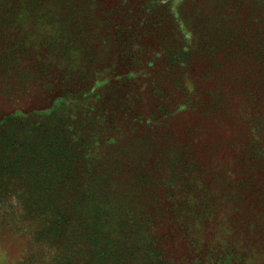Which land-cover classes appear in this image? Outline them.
<instances>
[{
  "label": "trees",
  "instance_id": "trees-1",
  "mask_svg": "<svg viewBox=\"0 0 264 264\" xmlns=\"http://www.w3.org/2000/svg\"><path fill=\"white\" fill-rule=\"evenodd\" d=\"M161 2L167 5L169 0H147L138 6L141 12L130 8L113 18L111 13L124 4L0 1L6 31L24 23L41 24L38 38L44 47L68 55L67 60L74 57L73 66H83L78 76L86 74L84 51L99 46L89 30L100 18V48L114 36L121 59L127 57L132 67L121 91L98 70L80 84L81 89L90 86L82 96L60 93L53 106L39 112L45 119L64 101L70 108L81 103L76 121L102 120L112 128L111 139L96 147L105 152L111 147L107 143L119 146L117 137L127 135L131 140L125 148L110 156H97L101 151L95 157L84 154L85 160L78 157L68 166L57 151L81 140L63 138L55 146L59 136L50 144L57 153L51 167L38 166L27 155L30 151L9 162L12 168L21 166L25 157L30 160L23 173L30 182L21 175L30 184L21 191L24 199L9 200L8 205L11 212L21 213L8 222L27 228L28 246L44 245L38 258L42 264H264V69L257 70L264 64V53L263 58L257 53L263 45L253 42L247 22L217 30L204 16L199 19L207 41L191 47L184 37L178 43L167 28L177 15L155 9ZM148 34L157 42L148 41ZM22 48H17L19 53ZM249 53L255 55L251 62ZM107 96L120 100L119 119L103 113L108 107L99 102ZM126 115L130 122L121 128ZM44 177L64 183L58 203H49L53 193L43 192L42 187L48 188L42 184ZM0 198H7L1 189ZM84 239L92 248L83 252L74 244Z\"/></svg>",
  "mask_w": 264,
  "mask_h": 264
},
{
  "label": "rangeland",
  "instance_id": "rangeland-1",
  "mask_svg": "<svg viewBox=\"0 0 264 264\" xmlns=\"http://www.w3.org/2000/svg\"><path fill=\"white\" fill-rule=\"evenodd\" d=\"M1 1V0H0ZM95 1V0H93ZM97 1V0H96ZM109 5H115L117 3L123 5L118 7L117 11L111 13V16L117 18L118 11L127 12L128 9H134L137 12L140 9L138 6L144 5L147 0H106ZM165 1V0H163ZM2 8V7H1ZM0 8V189L4 191V198H0V264H42L38 261V258L42 255L43 244L38 247L28 246L29 231L24 226L22 228H16L10 225L11 219L20 215V211L14 213L11 212V207L8 205L11 203L9 200H15L18 203L24 199L21 191L24 187H28L30 184L25 182L24 177H27L26 181L30 182L31 177L27 176V165L30 160L27 161L26 157L23 159L21 166L10 168L9 162L16 160L14 155H26L25 151H30L27 154L32 160H36V163L43 166L51 167L49 165L51 158L56 151L50 146L51 141L57 139L59 136L62 139L57 141L61 146L66 140L80 138L81 142H87L89 147H86L84 143L79 142L72 146H61V151H57L60 155H63L62 161L67 160L68 166L72 165L74 161H77L78 157L85 160L86 156L94 157L96 153L101 151L99 147V141L106 142L110 140L113 132L111 127L103 125L102 120H96L89 122L87 118H81L76 121L74 117L76 109H81L79 104L70 108V105L64 101L57 113L49 118L41 119L40 111L48 109L49 106H53V101L60 94L66 97L68 95H75L78 93L82 96L85 91L90 89L80 88V84H84L86 79L95 77V73L99 72L104 77L110 76L114 80L116 85V92L123 90L127 87L128 79L126 76L127 70L131 69V65L126 57L122 60L121 48L119 43L112 41L111 36L108 40L104 41L100 48L101 41L103 42V23L102 18L93 22L89 32L95 33L93 40L99 42L98 48H92L91 50L84 51L82 59L85 61L84 68L86 74L77 75L79 69L83 66L80 63H73L76 61L67 60V56L57 49L44 47L39 34L43 33L42 25H30L20 24L9 27L6 31L5 15L2 14ZM160 11L161 9H168L170 12L175 11V20L170 21L167 28L173 29V40L181 43L184 37L188 38L187 45L191 47L201 45L205 39L203 31L205 26L200 22V16H204L207 20H211L213 27L217 30L222 27L230 25L231 27L236 25V22L244 25L248 24V34L253 38V42L259 41L263 48L257 53L263 58L264 53V3L262 0H169L167 5L163 2L159 7H154ZM210 11L209 13L206 11ZM99 10L96 9V12ZM207 13V14H205ZM101 17H106L103 13L98 12ZM114 14V16H113ZM239 15V19L237 18ZM119 16V14H118ZM226 18L230 23L225 25L223 19ZM222 21V23H221ZM115 22V19L113 20ZM158 22V21H157ZM239 25V23H238ZM113 27L110 28L111 33ZM150 33V32H149ZM201 33V34H199ZM199 34V35H198ZM156 35V34H155ZM146 36V35H144ZM145 38V37H144ZM20 39V44H15V41ZM43 39V38H42ZM76 38H73V42ZM147 40L151 42H157L156 37L148 34ZM209 40V39H208ZM108 41V42H107ZM194 43V44H192ZM6 49V47H8ZM22 48V53L18 52V47ZM106 47V48H104ZM49 48V49H48ZM6 50L7 55L4 53ZM216 53L218 49H215ZM23 52H25L23 54ZM17 54L18 56H15ZM248 60L251 62L255 55L249 53ZM14 59V61H13ZM264 62V58H263ZM43 63V64H42ZM102 63H109V65H103ZM251 65V64H249ZM42 66H45L42 68ZM70 67V68H68ZM98 67V68H96ZM264 64L257 68L264 69ZM67 68V69H65ZM254 67H249L251 71ZM101 69L107 70L108 74H104ZM151 76H149L150 78ZM80 82V83H79ZM77 85V87H75ZM118 90V91H117ZM140 93V92H139ZM107 96L99 103H104L108 109L103 112L105 115L117 116L121 114L119 111L121 102L117 99H109ZM71 98V97H68ZM109 99V103L106 101ZM72 105V104H71ZM104 111V109L102 110ZM61 113V115H60ZM129 116H125L121 128H124L126 124L130 122ZM38 126V128L36 127ZM127 127V126H126ZM131 127L132 124H131ZM51 128V130H48ZM58 130V131H56ZM132 131V129H129ZM28 131V132H27ZM30 134V135H29ZM92 134V135H90ZM208 133L205 134V137ZM51 140H50V138ZM119 138V146L112 143H107L109 149L107 151H101L97 156H110L125 148L130 140L127 135H122ZM108 142V141H107ZM40 143V144H38ZM123 152V151H120ZM222 160H226V151ZM234 153V152H233ZM85 154V155H84ZM65 157V158H64ZM64 158V159H63ZM221 160V161H222ZM67 168V167H66ZM13 169L21 173L17 176ZM40 169V167H39ZM70 169V168H69ZM22 175V176H21ZM57 183V188L55 187ZM42 184L48 187H42L45 194L53 193L49 198V203H58L59 192L62 189L64 183L57 179L56 182H52L50 178H43ZM53 185V186H52ZM16 188L14 189V187ZM69 197V194L67 196ZM2 206V210H1ZM11 206V205H10ZM3 211V212H2ZM2 212V213H1ZM82 219V218H81ZM68 236V235H67ZM60 237L57 245L62 246ZM77 241L74 246L82 249V251H89L92 248L89 245V241ZM70 245V244H69ZM75 248V249H76ZM69 254V253H68Z\"/></svg>",
  "mask_w": 264,
  "mask_h": 264
}]
</instances>
